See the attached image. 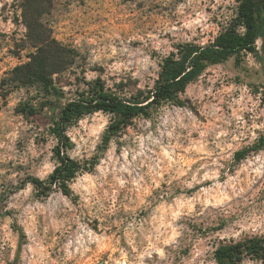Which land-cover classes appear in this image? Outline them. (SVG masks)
I'll return each instance as SVG.
<instances>
[{
  "label": "rangeland",
  "instance_id": "rangeland-1",
  "mask_svg": "<svg viewBox=\"0 0 264 264\" xmlns=\"http://www.w3.org/2000/svg\"><path fill=\"white\" fill-rule=\"evenodd\" d=\"M180 4L189 5L183 13L177 11ZM237 5L238 0H0V264H61L65 255L61 251L62 245L77 230V224L65 225L68 232H56L48 228L47 212L37 215L36 237L48 248L47 257L41 259L39 252L31 250L32 242L16 220L28 204L39 202L50 207V201H56L60 196L71 201L73 210L64 209L60 204L54 213L57 221L78 217L80 223L98 237H110L89 244L88 252L82 257L77 252L73 259L64 260L63 264H134L137 252L132 249H141L148 242L142 241L138 233L131 236L127 224L135 220L146 230L153 229L151 215L161 201L171 202L181 192L191 197L201 187L213 184L209 179L193 189H185L181 182L189 179L191 172L181 177L177 167H173L159 179V187L153 178L145 176L139 190L131 185L121 190L111 205L114 211L110 215L109 202L105 201L104 209L98 211L96 205L85 206L81 196L69 187L77 174L68 182L67 194L57 185L49 184L50 174L43 181V188L31 183L34 187L28 200L12 199L25 190L29 178L39 179L37 173L42 170L49 152L52 155L48 162L57 161V139L51 132L52 123L44 122L47 115L57 117L65 103L79 95L86 97L95 84L121 99L147 93L153 89L164 59L172 54L176 56L179 47L185 45H210L235 16ZM201 10L206 19L195 28L194 34L192 29L182 27L185 17L194 19L195 13ZM258 35L264 36V25L260 26ZM46 37L57 43L59 51L41 47V39ZM113 46L117 49L124 46L128 51L123 56L118 52L112 55ZM35 55L40 63L46 62V85L34 79L31 70L25 66ZM145 58L147 64L141 68ZM117 63L124 66L116 70L112 66ZM231 85L237 87L232 92L224 91ZM208 89L212 90L211 95L207 94ZM245 94L259 103L253 111L243 113V126L237 127L235 121L224 125L208 115L210 105L219 104L224 114L230 116L233 109L228 105ZM164 107L173 116L174 109L191 111L201 125L214 128L219 125L216 131L226 128L229 134L220 138V147L216 148L211 135L209 147L226 156L237 144L240 145V150L235 151L230 159L219 160L224 167L218 169L219 183L224 184L229 176H236L238 172L240 182L234 189H224L229 194L228 201L205 204L201 196L200 203L191 212L184 210L173 222V228L181 234L167 245L162 240L172 235V229H168L160 241L153 240L163 249L164 255L153 253L150 259L146 258V264H215L214 252L220 245L264 237V173L257 176L251 170L241 171L242 165L247 167V160L254 159L264 149L258 140L249 144L252 134L264 135V130L254 127L264 124V45L259 51L255 46L253 52L242 51L217 64H206L186 86L184 93L152 107L147 116L135 118L153 120L155 129L164 115ZM95 113L74 119L66 126L65 132L78 128L84 117H92ZM188 122L185 119V123ZM88 123L91 125L94 121L89 119ZM141 123L139 119L134 122L133 118L124 125L112 114L109 126L102 133V143L98 144L91 158L74 160L82 167L78 173L92 174L95 171L110 139L116 140L117 156L121 147L134 146L135 136L146 134ZM192 136L197 139L198 133L193 132ZM66 139L65 154L72 159L68 153L76 145L68 136ZM50 143L53 144L51 148L48 147ZM183 143L187 147V142ZM236 153L244 156L237 160ZM82 156H85L83 150ZM179 157L186 161L183 166L191 170L204 163L199 159L191 162L194 155L182 150H178ZM139 171L143 174L147 169ZM145 187L147 191H144ZM9 203L21 204V208L9 210ZM242 226L247 230H242ZM129 239L132 244L128 243ZM241 264L262 263L245 259Z\"/></svg>",
  "mask_w": 264,
  "mask_h": 264
},
{
  "label": "clouds",
  "instance_id": "clouds-1",
  "mask_svg": "<svg viewBox=\"0 0 264 264\" xmlns=\"http://www.w3.org/2000/svg\"><path fill=\"white\" fill-rule=\"evenodd\" d=\"M189 5L180 4L177 11L183 13L185 8ZM207 7V5H205ZM214 7V5H213ZM206 14L203 10L195 13V18L185 17V22L182 24L183 28H188L194 30L197 26H201L202 22L205 21ZM172 30V29H170ZM246 33V28L243 25L239 28V34L243 36ZM254 45L259 51L261 45H264V36L258 35L254 40ZM128 51L127 47H112V55L123 56ZM147 64V59L141 62L140 66L143 68ZM124 65L117 63L112 67L119 70ZM91 78V77H90ZM237 86L231 85L224 91L232 92ZM23 90H21V95ZM209 95L212 94V90L208 89ZM219 98V97H218ZM18 101H13L17 103ZM220 103L223 104L224 101L220 98ZM259 100L253 102L250 95H241L238 99H235L232 103L228 105L232 108L230 116H226L223 109L219 104H211V111L208 113L214 121H221L224 125H229L233 121L237 123V127H241L245 124L243 113L251 112L255 108ZM251 104L252 107H248ZM164 115L156 123L155 129H153V120L134 118V122L139 119L142 121L140 126L144 129L146 134L137 135L133 140L132 145H128L120 148L119 156H117V144L115 138L109 140V146L107 151L103 154V158L99 160V163L95 166V171L92 174L83 172V174L77 173L75 182L70 184L69 187L77 194L81 196V200L84 202L85 206L96 205L97 210L101 211L104 209V202L110 203L108 209V214H112L114 208L111 207L115 203L118 193L125 189L127 186L131 185L137 190L141 188L145 181V176L153 178L156 182V187H159V179L167 172L170 168L177 167L178 176H186L191 172L189 179L183 180L181 183L185 189H193L196 185H200L205 180H213V184L210 187H201L198 192L193 193L189 197L186 193L181 192L179 195L173 197L171 202L161 201L154 209L151 215L150 223L154 226L153 229H145L144 225L133 220L131 223L127 224V230L131 236L139 234L142 241L148 242L146 246L141 249L133 248L137 255L134 259V264H146V258L150 259L153 253H160L163 257L164 252L162 248H159L153 243V240L160 241L161 237L167 234L168 229H172V235L163 239L162 243L164 245L172 242L174 237L179 236L180 231L173 228V222L180 218L182 212L187 210L191 212L196 204L200 203V197H204V203L221 204L230 199L228 192L224 189H234L237 184H239V172L236 176H229L224 184L219 183L218 177L220 172L218 169L223 168L224 165L219 163L220 159L228 160L230 159L235 151L240 150V145L237 144L233 149V152H229L228 155L223 156L219 153H215V149L209 147V136L213 137V143L216 148L220 147V138L227 136L229 133L226 128H219L217 125L215 128L211 125H201L197 118L193 115L191 111L174 109L175 115L168 111L167 107L162 109ZM219 113V115H217ZM112 114H104L103 111L96 112L92 117H84L79 122L78 128H72L70 131L65 132L72 143L76 145L75 149L68 154L73 160L78 157L91 158L95 153L98 144L102 143L101 136L102 133L109 126ZM89 119H92L94 123L91 125L88 123ZM185 119L189 122L185 123ZM254 127L264 130V124L254 125ZM83 130V135L81 131ZM193 132L198 133V138L193 139ZM186 133V134H182ZM243 133H241L242 135ZM79 137V139H77ZM233 140L236 137L233 135ZM259 136L252 134L249 144L258 140ZM167 141V143L165 142ZM184 141L187 142V147L184 145ZM53 146L52 143L48 145L49 148ZM229 148H233L232 144H228ZM82 150L85 156H82ZM178 150H182L186 153H191L194 155V159L191 162H195L196 159L203 160L195 170L185 168L183 165L186 163L183 157H178ZM35 154V152H33ZM52 153H48V157H51ZM48 157L45 158L43 168L37 173L38 178L44 181L52 174L57 167H60L58 161L48 162ZM130 157V159H129ZM257 164V167H253ZM146 168L147 172L141 174L140 169ZM217 169V170H212ZM251 170L256 173L257 176L264 173V149L252 160H247V167L243 165L241 171ZM136 173V175H133ZM202 173V175H201ZM199 177V178H198ZM10 179H14L10 177ZM107 186V188L105 187ZM33 185L29 183L25 190L13 196V200H28L30 198V193L33 190ZM131 189L129 188V191ZM147 191V187L144 188ZM99 193V195H98ZM236 195L239 193L236 192ZM143 204L144 201L142 200ZM63 204L64 209L73 210L71 201L63 196H60L56 201H50V207L48 205L40 204L39 202L30 203L27 207L23 208L20 215L17 216L16 220L23 228L25 234L31 240V250L33 252H39L41 259H44L48 255V248L45 247L43 241H38L36 237V216L48 213L50 219V224L48 228H51L56 232H68V228L65 225H70V223H75L78 225L77 230L69 235L66 242L63 243L61 251L64 252V257L61 258V264L64 260H71L79 252L81 257L88 252V245L94 242H103L110 237L107 236H97L86 225L80 223L78 217L75 218H65L57 221L54 218V213L59 208V205ZM151 206V205H148ZM9 210L20 209L21 204L9 203L7 205ZM64 209H60L61 212ZM166 217L168 219H166ZM258 228L259 225H256ZM48 229H45L47 231ZM242 230H247L242 226ZM239 235V233H236ZM129 244H132V239H129ZM123 264V262H121Z\"/></svg>",
  "mask_w": 264,
  "mask_h": 264
},
{
  "label": "trees",
  "instance_id": "trees-1",
  "mask_svg": "<svg viewBox=\"0 0 264 264\" xmlns=\"http://www.w3.org/2000/svg\"><path fill=\"white\" fill-rule=\"evenodd\" d=\"M243 25L246 33L241 36L239 28ZM264 25V0H238L235 16L228 26L215 40L206 47L185 45L179 47L177 57L171 55L164 59L158 78L152 90L145 94L130 96L121 99L117 95L105 90L103 86L95 84L84 97L71 99L61 107L58 116L47 115L46 123H52L51 132L57 139L55 157L60 167L49 176L48 182L57 185L64 194L68 192V182L82 170V167L65 154L67 139L65 128L74 119L86 114L103 111L113 114L122 124L129 122L140 115L147 116L149 110L166 100H174L184 93L186 86L194 80L205 68L206 64H217L227 60L231 55L242 51L253 52L254 40L258 36L260 26ZM41 47H51L59 51V46L49 37L41 39ZM31 70V76L46 85L44 75L46 62L40 63L37 56L25 65ZM259 146L264 147V135L258 139ZM243 153H236L237 160ZM30 183L37 188H43V181L29 178ZM245 259L257 260L264 264V237H253L220 245L214 252L215 264H241Z\"/></svg>",
  "mask_w": 264,
  "mask_h": 264
}]
</instances>
